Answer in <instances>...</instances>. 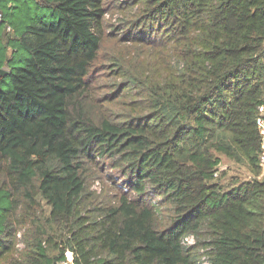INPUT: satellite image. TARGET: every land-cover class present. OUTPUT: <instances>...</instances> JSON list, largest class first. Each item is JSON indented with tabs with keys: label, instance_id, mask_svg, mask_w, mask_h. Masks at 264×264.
Masks as SVG:
<instances>
[{
	"label": "trees",
	"instance_id": "trees-1",
	"mask_svg": "<svg viewBox=\"0 0 264 264\" xmlns=\"http://www.w3.org/2000/svg\"><path fill=\"white\" fill-rule=\"evenodd\" d=\"M115 8L0 0V264H264V0Z\"/></svg>",
	"mask_w": 264,
	"mask_h": 264
},
{
	"label": "rangeland",
	"instance_id": "rangeland-1",
	"mask_svg": "<svg viewBox=\"0 0 264 264\" xmlns=\"http://www.w3.org/2000/svg\"><path fill=\"white\" fill-rule=\"evenodd\" d=\"M110 2V6L112 7L114 14H107V18L111 20V23H117L119 21V18L121 17V14L116 10V6L118 3L122 2V0H107ZM60 16L58 12H51L49 9L44 11H39L35 17H46L47 19H56ZM113 17V18H112ZM168 29V28H167ZM164 27L162 29H159L160 33L166 34L168 31ZM10 34L15 35L14 30H11ZM165 36V35H164ZM18 48V47H17ZM105 54V52H103ZM102 79V80H101ZM99 80L98 85L100 87H108L112 82L111 80H108V78H105V76H102ZM11 85V80L9 77L5 78L4 81V87L9 88ZM219 171L217 172V176L221 178L222 183L227 185L235 184L238 181L241 180H251V179H264V166H262V171L260 174H256L251 167H249L247 164H239L234 162L233 160L227 158L224 155H221V163L219 165ZM100 178L93 179L90 182L91 190L96 192L97 195L101 196L103 198L105 195H113L116 191L119 189H125L122 182L123 180L118 176L117 173L112 171L109 168L104 169L101 173ZM192 243L196 242L195 237H190ZM203 254V253H202ZM208 258L206 255H201V262L200 264H207ZM58 264H65L63 262H60Z\"/></svg>",
	"mask_w": 264,
	"mask_h": 264
},
{
	"label": "built area",
	"instance_id": "built-area-1",
	"mask_svg": "<svg viewBox=\"0 0 264 264\" xmlns=\"http://www.w3.org/2000/svg\"><path fill=\"white\" fill-rule=\"evenodd\" d=\"M2 19H3V13L0 11V22H2ZM8 30L9 31L12 30L10 26L8 27ZM258 108H259V115L257 117L256 122H257V125L259 126V128L261 130V134L263 136V143H264V103L259 105ZM260 163L262 166H264V148H263V151L260 155ZM190 237H193V236L187 237V239H186L187 244H192V242H193V241H191ZM71 261H72L71 257H70V255H68V262L71 263ZM68 262L65 261L63 263L67 264ZM207 264H210L209 260H208Z\"/></svg>",
	"mask_w": 264,
	"mask_h": 264
},
{
	"label": "water",
	"instance_id": "water-1",
	"mask_svg": "<svg viewBox=\"0 0 264 264\" xmlns=\"http://www.w3.org/2000/svg\"><path fill=\"white\" fill-rule=\"evenodd\" d=\"M1 73H2V75H4V74H6V71L2 69Z\"/></svg>",
	"mask_w": 264,
	"mask_h": 264
}]
</instances>
